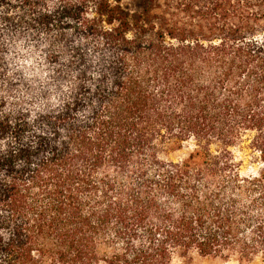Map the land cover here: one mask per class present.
I'll return each mask as SVG.
<instances>
[{
  "label": "trees",
  "instance_id": "16d2710c",
  "mask_svg": "<svg viewBox=\"0 0 264 264\" xmlns=\"http://www.w3.org/2000/svg\"><path fill=\"white\" fill-rule=\"evenodd\" d=\"M125 1L0 0V264L264 262V0Z\"/></svg>",
  "mask_w": 264,
  "mask_h": 264
},
{
  "label": "rangeland",
  "instance_id": "374dc122",
  "mask_svg": "<svg viewBox=\"0 0 264 264\" xmlns=\"http://www.w3.org/2000/svg\"><path fill=\"white\" fill-rule=\"evenodd\" d=\"M125 6L130 9L137 8V0H127L125 1ZM253 134L248 133L244 136L243 142L234 148V152L238 159L242 161L241 171L242 173H255L263 165L259 161V154L253 149L249 148L250 138ZM192 147H186L185 149L173 153L170 158L174 160H179L187 156L191 151ZM176 264H264L260 257L253 259H246L237 254H231L228 256H200L198 254H193L184 260H177Z\"/></svg>",
  "mask_w": 264,
  "mask_h": 264
}]
</instances>
